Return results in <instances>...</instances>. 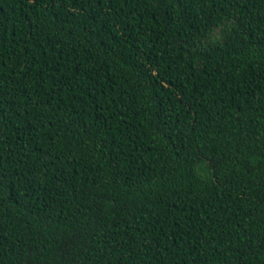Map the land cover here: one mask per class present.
Masks as SVG:
<instances>
[{
	"label": "trees",
	"instance_id": "16d2710c",
	"mask_svg": "<svg viewBox=\"0 0 264 264\" xmlns=\"http://www.w3.org/2000/svg\"><path fill=\"white\" fill-rule=\"evenodd\" d=\"M0 264H264V0H0Z\"/></svg>",
	"mask_w": 264,
	"mask_h": 264
}]
</instances>
